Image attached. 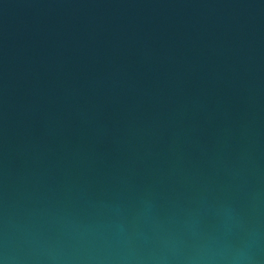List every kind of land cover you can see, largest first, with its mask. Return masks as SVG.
Wrapping results in <instances>:
<instances>
[{
	"label": "water",
	"instance_id": "water-1",
	"mask_svg": "<svg viewBox=\"0 0 264 264\" xmlns=\"http://www.w3.org/2000/svg\"><path fill=\"white\" fill-rule=\"evenodd\" d=\"M0 264H264V0H0Z\"/></svg>",
	"mask_w": 264,
	"mask_h": 264
}]
</instances>
